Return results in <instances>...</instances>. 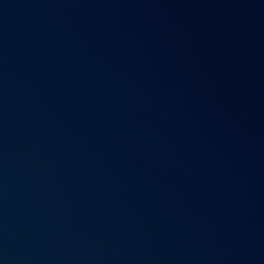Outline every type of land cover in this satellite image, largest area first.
I'll list each match as a JSON object with an SVG mask.
<instances>
[{
    "label": "water",
    "instance_id": "95a60500",
    "mask_svg": "<svg viewBox=\"0 0 264 264\" xmlns=\"http://www.w3.org/2000/svg\"><path fill=\"white\" fill-rule=\"evenodd\" d=\"M0 264H264V0H0Z\"/></svg>",
    "mask_w": 264,
    "mask_h": 264
}]
</instances>
